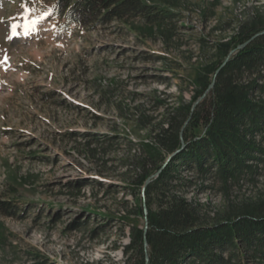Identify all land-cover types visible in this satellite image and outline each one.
Returning a JSON list of instances; mask_svg holds the SVG:
<instances>
[{
	"label": "rangeland",
	"instance_id": "1",
	"mask_svg": "<svg viewBox=\"0 0 264 264\" xmlns=\"http://www.w3.org/2000/svg\"><path fill=\"white\" fill-rule=\"evenodd\" d=\"M54 1L0 0V202L13 212L0 209V264H136L125 247L149 199L136 180L172 156L156 134L236 50L221 44L264 25V0H142L85 25L55 17ZM255 166L230 181L183 169L166 194L211 224L264 211ZM150 198L157 209L165 195Z\"/></svg>",
	"mask_w": 264,
	"mask_h": 264
},
{
	"label": "trees",
	"instance_id": "2",
	"mask_svg": "<svg viewBox=\"0 0 264 264\" xmlns=\"http://www.w3.org/2000/svg\"><path fill=\"white\" fill-rule=\"evenodd\" d=\"M144 5L142 0H55L51 10L68 24L85 25L95 18L125 19L127 8ZM263 30L259 23L241 27L220 50L227 56ZM220 64L206 72L201 93L170 114L156 134L159 146L172 158L146 185L148 264H264V211L247 207L211 224L202 204L166 194L183 169L230 181L264 163V33ZM214 79V87L193 110ZM151 171L139 176L137 187L145 186ZM155 192L165 195L157 209L151 207ZM9 204L0 202V209L13 213ZM144 236L145 227L134 226L125 247L126 254L137 257L136 264H146Z\"/></svg>",
	"mask_w": 264,
	"mask_h": 264
},
{
	"label": "water",
	"instance_id": "3",
	"mask_svg": "<svg viewBox=\"0 0 264 264\" xmlns=\"http://www.w3.org/2000/svg\"><path fill=\"white\" fill-rule=\"evenodd\" d=\"M264 33V31H262V32H260V33H258V34H256L255 36H253L250 40H248V41H246L245 43H243V44H240L237 48H236V50H234V51H232L230 54H229V56L227 57V59L225 60V62L223 63V65L230 59V57L236 52V51H238V50H240V49H243L246 45H248L255 37H257L258 35H260V34H263ZM222 65V66H223ZM218 72H219V70H218ZM217 72V73H218ZM214 83H215V79L212 81V83H211V85L209 86V88H208V90L200 97V99L199 100H197L196 101V103L193 105V110L195 109V107H196V105L201 101V100H203L204 98H205V96L209 93V91L214 87ZM171 158H172V156H171ZM159 173H160V170L158 171V173H157V175H156V177L159 175ZM154 177H149V178H147V180H146V183H145V186H144V190L146 191V185H148L149 183H150V181L153 179ZM144 212H145V236H144V242H145V247H147L146 248V264H148V262H149V253H148V243H147V237H146V232H147V228H148V207H147V203H146V201H144Z\"/></svg>",
	"mask_w": 264,
	"mask_h": 264
},
{
	"label": "snow or ice",
	"instance_id": "4",
	"mask_svg": "<svg viewBox=\"0 0 264 264\" xmlns=\"http://www.w3.org/2000/svg\"><path fill=\"white\" fill-rule=\"evenodd\" d=\"M44 17L43 16H40V17H37L35 20H31V21H28L27 18H26V22H25V25H24V28H25V33L27 34V31L32 29L34 27V25L38 22V20H41L43 19ZM19 27V25L17 24H13L12 25V28L15 32V29Z\"/></svg>",
	"mask_w": 264,
	"mask_h": 264
}]
</instances>
